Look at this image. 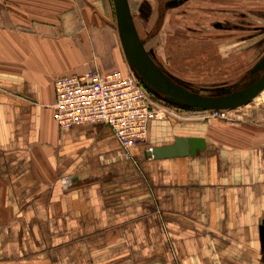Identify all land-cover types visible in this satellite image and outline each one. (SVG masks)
<instances>
[{"label": "crops", "instance_id": "1", "mask_svg": "<svg viewBox=\"0 0 264 264\" xmlns=\"http://www.w3.org/2000/svg\"><path fill=\"white\" fill-rule=\"evenodd\" d=\"M105 0H0V264H264V138L175 119L123 159L53 119V81L122 68ZM225 127V126H224ZM200 138L194 156L146 148Z\"/></svg>", "mask_w": 264, "mask_h": 264}, {"label": "rangeland", "instance_id": "2", "mask_svg": "<svg viewBox=\"0 0 264 264\" xmlns=\"http://www.w3.org/2000/svg\"><path fill=\"white\" fill-rule=\"evenodd\" d=\"M255 5L264 7V1L242 0L241 3H237L236 0H226L225 2L194 0L184 7L185 14L168 12L166 21L157 29L158 39L155 37L159 41L157 62L172 79L193 91H205L202 89L203 86L234 80L240 72L249 67L246 54L241 53L240 58H233L235 53L228 52L223 47L219 40L220 32L211 27V21L227 16L222 14L223 8L227 9L233 6L245 9ZM98 11L114 36L116 48L119 49L123 66L120 69H129L119 44L112 0H105V5L103 8H98ZM209 12L213 15L207 19L208 16H204V14ZM219 12L221 13L219 14ZM140 31L144 32L143 29ZM240 62L242 64H239ZM153 98L161 106L169 108L164 110L165 119L212 124L227 130L250 132L254 136L256 133L258 137L264 138V92L257 95L248 104L229 112L222 119L212 116L202 118L196 113L198 111L177 108L163 99L154 96ZM170 112L175 113L176 117Z\"/></svg>", "mask_w": 264, "mask_h": 264}, {"label": "built area", "instance_id": "3", "mask_svg": "<svg viewBox=\"0 0 264 264\" xmlns=\"http://www.w3.org/2000/svg\"><path fill=\"white\" fill-rule=\"evenodd\" d=\"M53 92V119L60 131L76 125L106 126L116 138L122 158L135 164L131 150L147 144L151 123L165 119L164 110L169 109L155 101L130 69L86 70L81 74L60 76L53 81ZM229 112L196 113L202 118L222 119ZM171 114L176 117L175 113ZM146 150L150 153L152 148Z\"/></svg>", "mask_w": 264, "mask_h": 264}, {"label": "water", "instance_id": "4", "mask_svg": "<svg viewBox=\"0 0 264 264\" xmlns=\"http://www.w3.org/2000/svg\"><path fill=\"white\" fill-rule=\"evenodd\" d=\"M119 44L129 69L140 80L144 88L154 97L170 105L189 111H232L252 101L264 90V74L253 86L231 93L224 90L221 96H203L190 91L174 81L153 60L140 40L130 12L128 0H112ZM257 68L264 69V59ZM205 148L200 138H174L170 146L152 148L149 155L154 159L194 156ZM260 242L264 245V226L260 227Z\"/></svg>", "mask_w": 264, "mask_h": 264}, {"label": "flooded vegetation", "instance_id": "5", "mask_svg": "<svg viewBox=\"0 0 264 264\" xmlns=\"http://www.w3.org/2000/svg\"><path fill=\"white\" fill-rule=\"evenodd\" d=\"M193 1L128 0L138 36L145 50L163 71L165 70L157 62V47L159 46L157 29L166 21L168 12L185 14L186 10L184 7ZM202 1L207 2L209 0ZM219 1L225 2L226 0ZM236 2L241 3L242 0H236ZM210 12L204 14V16H208L207 19L213 15ZM222 14L227 16L223 15L224 17L220 19L212 20L211 27L220 32L219 40L223 47L228 52L233 51L235 53L233 58H240L241 53L246 54L249 67L240 72L239 76L232 81L203 86L202 89L205 91H193L189 89L203 96H221L226 89L231 93L245 90L257 83L264 74V69L257 68L259 63L264 59V7L255 5L254 7L240 9L232 6L227 9L223 8ZM137 23L140 25H137ZM140 29H143L144 32L140 31ZM239 64H242V62ZM165 73L168 74L166 71Z\"/></svg>", "mask_w": 264, "mask_h": 264}, {"label": "bare ground", "instance_id": "6", "mask_svg": "<svg viewBox=\"0 0 264 264\" xmlns=\"http://www.w3.org/2000/svg\"><path fill=\"white\" fill-rule=\"evenodd\" d=\"M263 92H264V90H262L258 95H260V94L263 93ZM256 97H257V96H256ZM256 97H255V98H256Z\"/></svg>", "mask_w": 264, "mask_h": 264}]
</instances>
